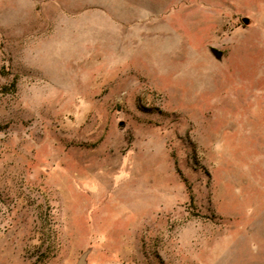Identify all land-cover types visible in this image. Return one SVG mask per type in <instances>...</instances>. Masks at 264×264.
<instances>
[{"label":"rangeland","instance_id":"obj_1","mask_svg":"<svg viewBox=\"0 0 264 264\" xmlns=\"http://www.w3.org/2000/svg\"><path fill=\"white\" fill-rule=\"evenodd\" d=\"M87 250L264 264V0H0V264Z\"/></svg>","mask_w":264,"mask_h":264},{"label":"water","instance_id":"obj_2","mask_svg":"<svg viewBox=\"0 0 264 264\" xmlns=\"http://www.w3.org/2000/svg\"><path fill=\"white\" fill-rule=\"evenodd\" d=\"M242 22H243L244 25H247V24L249 23V20H248V18H242ZM210 51H211V53L214 54V56H215L217 59H221V55H222V53H221L219 50H217V49H215V48H210ZM88 251H89V250L85 251V252L80 256V258H79L77 264H85V259H86V255H87Z\"/></svg>","mask_w":264,"mask_h":264},{"label":"flooded vegetation","instance_id":"obj_3","mask_svg":"<svg viewBox=\"0 0 264 264\" xmlns=\"http://www.w3.org/2000/svg\"><path fill=\"white\" fill-rule=\"evenodd\" d=\"M213 54V53H212ZM214 55V54H213Z\"/></svg>","mask_w":264,"mask_h":264}]
</instances>
